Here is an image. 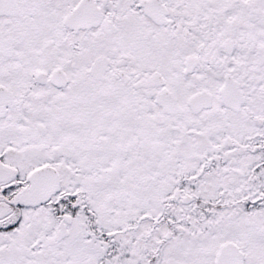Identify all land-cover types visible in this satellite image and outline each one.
Segmentation results:
<instances>
[{"label":"snow or ice","instance_id":"obj_1","mask_svg":"<svg viewBox=\"0 0 264 264\" xmlns=\"http://www.w3.org/2000/svg\"><path fill=\"white\" fill-rule=\"evenodd\" d=\"M0 264H264V0H0Z\"/></svg>","mask_w":264,"mask_h":264}]
</instances>
